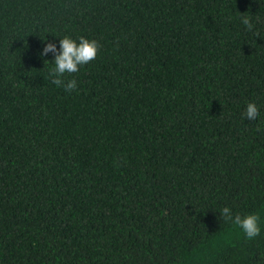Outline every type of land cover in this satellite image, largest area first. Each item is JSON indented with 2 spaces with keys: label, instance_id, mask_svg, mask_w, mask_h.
Segmentation results:
<instances>
[{
  "label": "trees",
  "instance_id": "obj_1",
  "mask_svg": "<svg viewBox=\"0 0 264 264\" xmlns=\"http://www.w3.org/2000/svg\"><path fill=\"white\" fill-rule=\"evenodd\" d=\"M0 264H264V0H0Z\"/></svg>",
  "mask_w": 264,
  "mask_h": 264
},
{
  "label": "clouds",
  "instance_id": "obj_2",
  "mask_svg": "<svg viewBox=\"0 0 264 264\" xmlns=\"http://www.w3.org/2000/svg\"><path fill=\"white\" fill-rule=\"evenodd\" d=\"M241 22L249 31L253 30L254 25L250 16L242 15ZM256 35L257 37L260 36L258 32ZM99 49L100 44L97 40H90L84 36L79 37V41L73 39L71 36L62 37L59 49H57L55 43H47L41 56H47L49 52L55 54V66L48 73L51 78V83L57 87H63L67 92L75 91L77 89V80H66L64 78L65 75L79 72L82 65L88 64L97 57ZM245 115L249 120H255L257 118L259 109L254 102L248 103ZM220 213L225 221H231L234 225L239 226L249 240L260 235L261 227L259 225L260 217L258 214L249 213L242 216L237 213L233 215L232 209L228 206L223 207Z\"/></svg>",
  "mask_w": 264,
  "mask_h": 264
}]
</instances>
